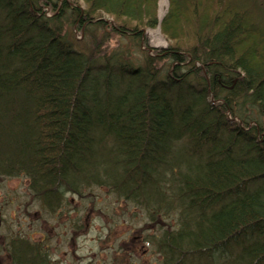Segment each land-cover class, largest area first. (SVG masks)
Here are the masks:
<instances>
[{"label":"trees","instance_id":"1","mask_svg":"<svg viewBox=\"0 0 264 264\" xmlns=\"http://www.w3.org/2000/svg\"><path fill=\"white\" fill-rule=\"evenodd\" d=\"M158 10L159 0H0V189L23 178L49 219L93 189L150 221L177 212L176 230L148 240L161 264L215 254L264 264V0H168L167 50L139 64L127 47L109 50L114 37L139 48ZM34 236L1 235L0 256L56 264Z\"/></svg>","mask_w":264,"mask_h":264},{"label":"rangeland","instance_id":"2","mask_svg":"<svg viewBox=\"0 0 264 264\" xmlns=\"http://www.w3.org/2000/svg\"><path fill=\"white\" fill-rule=\"evenodd\" d=\"M167 10L168 0H159L158 26L143 31L139 48L135 42L114 37L109 50L127 47L128 57L137 64L142 63L143 54L152 55V50H167L171 43L160 30ZM47 16H51V13L48 12ZM101 20L105 21V31L111 33L112 20L107 16ZM98 35L101 36V30ZM73 37L78 43L77 49L89 51L90 38L87 34L76 31ZM67 199L70 214L64 215L63 210H60L54 219H49L45 213L38 211L37 204L31 200L23 178L5 181L0 189V217L3 220L0 222V236L7 235L9 231L29 236L40 235L33 238L37 241L43 239L44 242L49 240L46 243L48 251L56 264H161L153 242L148 243V240L154 235L161 236L168 229L176 230L179 224L177 212L169 213L166 220L150 221L144 209H133L124 204L119 206L106 190L93 189L86 200L71 195ZM25 212L33 214V218H29ZM75 226L81 228L75 229ZM129 245L137 250L134 252ZM237 250L233 247L232 253ZM221 258L215 254L213 262L222 264ZM203 262L207 263L208 259L195 258L193 263ZM0 264H8V261L0 256Z\"/></svg>","mask_w":264,"mask_h":264},{"label":"bare ground","instance_id":"3","mask_svg":"<svg viewBox=\"0 0 264 264\" xmlns=\"http://www.w3.org/2000/svg\"><path fill=\"white\" fill-rule=\"evenodd\" d=\"M162 18H160V20H161Z\"/></svg>","mask_w":264,"mask_h":264}]
</instances>
